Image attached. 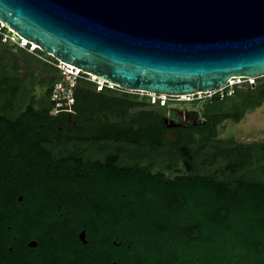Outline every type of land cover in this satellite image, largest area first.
<instances>
[{"label":"trees","instance_id":"obj_1","mask_svg":"<svg viewBox=\"0 0 264 264\" xmlns=\"http://www.w3.org/2000/svg\"><path fill=\"white\" fill-rule=\"evenodd\" d=\"M57 74L0 41V220L5 199L20 194L49 191L80 213L111 200L106 212L114 209L159 252L167 248L169 260L264 264V142L218 137L224 121L238 123L264 103V84L204 100L188 124L173 128L165 106L97 92L84 80L72 113L53 114Z\"/></svg>","mask_w":264,"mask_h":264},{"label":"water","instance_id":"obj_2","mask_svg":"<svg viewBox=\"0 0 264 264\" xmlns=\"http://www.w3.org/2000/svg\"><path fill=\"white\" fill-rule=\"evenodd\" d=\"M0 22L128 91L190 96L264 74V0H0Z\"/></svg>","mask_w":264,"mask_h":264},{"label":"flooded vegetation","instance_id":"obj_3","mask_svg":"<svg viewBox=\"0 0 264 264\" xmlns=\"http://www.w3.org/2000/svg\"><path fill=\"white\" fill-rule=\"evenodd\" d=\"M170 105L165 106L168 120L190 122L191 112ZM65 121L73 134L74 120ZM55 195L48 191L29 198L20 194L16 202L5 199L0 264H199L196 257L186 263L169 260L167 248L159 252L150 238L139 240L133 227L119 221L120 214L112 208L106 212L105 206H114L111 200H96L80 213L70 203H58Z\"/></svg>","mask_w":264,"mask_h":264},{"label":"built area","instance_id":"obj_4","mask_svg":"<svg viewBox=\"0 0 264 264\" xmlns=\"http://www.w3.org/2000/svg\"><path fill=\"white\" fill-rule=\"evenodd\" d=\"M0 41L3 44H8L14 48H19L35 55L38 59L47 64H50L57 70V80L53 85L51 91V101L53 102V114L72 113V106L74 104V89L80 80L87 81L94 85L97 92L103 90L116 91L124 94L136 95L139 98H145L151 105L166 106L168 102L183 104L192 103L194 101H204L217 97L224 99L225 97L233 96L236 88L243 85L255 86L258 82H264V74L260 76H237L230 77L225 86L210 93L196 94L190 96H165L155 95L145 92L128 91L121 89L110 82H104L89 74L82 72L80 69L72 65L60 62L50 61L46 54H40L38 46L28 40L18 36L13 30L0 22ZM41 52V51H40Z\"/></svg>","mask_w":264,"mask_h":264},{"label":"rangeland","instance_id":"obj_5","mask_svg":"<svg viewBox=\"0 0 264 264\" xmlns=\"http://www.w3.org/2000/svg\"><path fill=\"white\" fill-rule=\"evenodd\" d=\"M18 65L21 61L18 59ZM23 70H21L22 72ZM37 77L41 80L47 78L45 73L37 72ZM203 102L202 100L195 103H171V107L185 109L189 112L196 111ZM154 107L157 108L156 105ZM166 118L168 114L166 113ZM201 119L200 116L197 117ZM218 137L221 139L233 138L242 143L264 142V103L256 109L247 111L241 121L234 123L231 121H224L218 128Z\"/></svg>","mask_w":264,"mask_h":264}]
</instances>
